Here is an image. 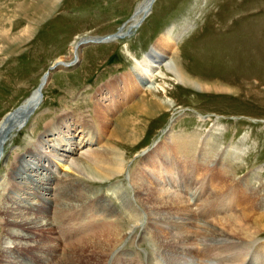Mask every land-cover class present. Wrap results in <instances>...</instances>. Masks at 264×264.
Segmentation results:
<instances>
[{"label": "rangeland", "instance_id": "rangeland-1", "mask_svg": "<svg viewBox=\"0 0 264 264\" xmlns=\"http://www.w3.org/2000/svg\"><path fill=\"white\" fill-rule=\"evenodd\" d=\"M143 1L54 0L55 9L44 15L41 0H0V31L7 32L9 37L24 34L13 45L0 41V122L31 98L43 75L49 73L42 98L25 126L4 138L0 178L12 163L16 165L17 154L25 157L32 152L35 158L44 156V161L57 164L49 196L58 193L54 185L65 177L69 185L83 192L85 201L80 206L60 214L58 203L53 206L57 212L48 214V218L55 220V232L62 244L56 257H63L65 263L69 262V250L64 244L67 235L86 230L90 233L92 228L102 227L110 219L101 210H114L130 224V232L104 263L114 264L129 258L136 264L150 261L163 264L164 251L153 247L154 236L160 231L154 229L157 221L150 218L157 215L145 209L149 203L142 206L137 200L139 185L153 186L184 198L192 213V226L197 230L205 219L241 215L243 210L251 212V196H255L261 208L256 212L264 210V0H154L143 21L126 37L83 44L72 65L50 71L52 65L63 63L61 58L69 56L75 42L105 38L127 25ZM158 40L167 52L165 57L202 90L176 83L165 69L163 76L154 75L150 80L140 73V66L137 69L135 62ZM69 58L64 63L72 62L71 54ZM158 70L160 74L161 68ZM128 76L136 81L137 87L130 96L129 84L125 82ZM146 80L148 89L142 88ZM148 94L170 101L171 106L151 118L140 116L145 124L135 122L136 127L143 126V132L133 145L122 146L110 140L116 121L129 113L128 107ZM198 114L205 118H198ZM99 115L103 118L102 124H99ZM58 119L74 132L68 134L56 129L54 135L47 137V123ZM106 121L111 123L106 125ZM85 126L96 140L99 137L97 143L78 145L79 131ZM73 134L79 136L77 145L63 138ZM42 139H46L45 144ZM58 142L64 145L65 151L57 146L51 148ZM107 144H112L114 152L121 155L125 169L106 180H91L78 170L73 159L85 158L90 152H103ZM173 144L186 147L178 153L183 152L184 158L180 167L191 172L189 183L178 166V171L174 166L171 168L175 158L181 157L174 155ZM3 188L4 195L11 189L7 185ZM237 191L242 194L239 192V197L230 202ZM4 197L0 196V202ZM240 198L248 201L243 205ZM36 212L39 213V208ZM172 223V227L161 221L158 225L169 236H180L185 221L177 219ZM262 224L257 222L254 228L250 224L252 238L248 240L215 237L212 243L222 253L215 251L213 257L204 258L199 264H264ZM1 227L5 228L0 223V248L5 235ZM16 232L42 241L48 238L21 230ZM186 233L192 235L190 231ZM202 239L205 238L195 239L189 247L206 253L208 243L197 246ZM191 253L175 259V263L193 262L196 256ZM23 254L31 255L25 251ZM218 254L221 257L214 258ZM91 260L98 261L95 257ZM103 260L99 259L98 263Z\"/></svg>", "mask_w": 264, "mask_h": 264}, {"label": "bare ground", "instance_id": "bare-ground-1", "mask_svg": "<svg viewBox=\"0 0 264 264\" xmlns=\"http://www.w3.org/2000/svg\"><path fill=\"white\" fill-rule=\"evenodd\" d=\"M41 1L43 3L40 4V6H44V15H46L49 11L51 12L53 9H55L54 0ZM153 1L154 0H144L131 16L129 23L125 26L122 25L121 27H119L116 33L105 38L83 39L75 42L69 51V56L71 54L72 62L64 63L67 60H70L69 56H65L61 58L63 59L62 61L64 64L57 63L55 64V67H67L72 65L77 59L78 51L83 44L99 43L103 41L107 42L110 40L126 37L129 34V31L136 29L143 21V19L148 14ZM164 36H166V34ZM23 38L24 34H20L18 36L13 35L12 37H9L7 35V32L0 31V41L2 43L8 42L13 45L17 42L19 43ZM178 39L175 40L177 41ZM162 41L164 42L166 40L162 39ZM161 44L162 43L160 42V40L156 41L150 51L147 54L143 55L141 59L135 62V67L137 69L140 66V73L147 76L148 80H150L154 75L163 76L164 71L162 70L165 69L170 75H172L173 80L176 83L185 85L195 90H202V88L197 87L192 82V79L179 72L178 67L175 65V63H172V60H170L169 57H165V54H167V52L163 51L164 48L161 46ZM54 68L52 65L50 67V71ZM159 68H161L160 74L159 72L157 73V71H159ZM48 76L49 73H45L39 82L38 88L35 89L30 95L31 98L27 99L19 108L13 110L12 113L7 114L0 122V158L2 157L1 152L3 150L2 147L4 138L10 132L19 131L25 126L28 117L37 107L42 98V88L46 85ZM124 79H126V77ZM148 80L142 83V88H149ZM125 82L129 84V86L127 87L129 88L128 94L130 96L136 91V81L134 79L132 80L131 77L128 76ZM28 96L26 98H28ZM170 104V101H164L160 97L153 94H148L146 97L140 98V100L137 101L134 105L128 107L129 113H125L122 118L116 121L113 129L110 132L109 139L115 141V143L117 144L119 143L118 145H133L141 138L140 136L143 132V126L142 128H138L135 126V122H142L144 125L145 121L142 120L143 117H154L158 113H161V111H164L166 108L171 106ZM140 116H142V119H140ZM98 119L99 124H102L103 118L100 116ZM59 120L60 119H58V121L56 122H53L52 124L47 123V128L45 129L47 137L54 135L56 133V129H63L64 132H67L68 134L74 132V130L72 129H66L65 123L63 121L59 122ZM110 123L111 122H107L106 125ZM77 125H79V127L82 126L80 123H77ZM84 125L87 124L84 123ZM67 127L71 128V125L67 123ZM86 127L87 126H85L82 131H79V134H81L79 141H81L78 145L97 143L96 141L99 140V137L96 140L93 137L92 133H90V131H86ZM77 137L79 136L76 134L68 137L63 136V138L66 139V142L68 141L67 143L71 141V144L76 143V145ZM85 138H87L86 141H84ZM53 139L56 140L57 138L54 137ZM116 139H118L119 141H117ZM50 141L53 143V140ZM42 142L45 144L46 139H42ZM175 145L173 144V148L175 151L174 155L181 157L175 158V163H173L171 168H173L174 166L176 171H178V169L176 168L178 166L181 173H183L182 175L185 176V181L189 183L188 180L191 176V172L185 167V169L180 167V163L184 164L181 161V159L184 158L183 152L181 153L180 151V153H178V150H182L184 146ZM56 146L60 151H65L64 145L60 142H58L57 144H52L51 148H56ZM113 147L114 146H112V144H107L104 146L103 152L87 153L85 158L82 157L73 159V163L79 168L78 170H80V172L82 171V174H84L88 178L90 177L91 180H106L113 175L122 173L125 169L124 162L121 159V155H117L118 151L114 152L115 150ZM185 148H183V150H186ZM105 155H107L106 158L103 157ZM44 160V156H37V158H35L32 152H28L27 154H25V157L23 155L17 154L15 158L16 165L12 163V165L10 166V170L6 173L5 176H3L2 179L0 178V196H5L1 200L2 202H0V223L5 227H1L2 229H4L5 235L2 236V239L4 240L0 248V264H105L104 261L105 259H108L110 252L116 246H119L120 241L126 238H124L125 235H129L130 224H128V222L125 223V219H122V216L120 214H116L114 210H101L100 213L102 215H105L104 217H106V219H110V221L107 220L102 227L92 228L94 230L90 233H87L88 230H86L83 232H72V235L68 234L67 238L64 239V244L69 250V262L65 263L63 257L61 259H58V256L56 257V255H58L60 251L59 249L62 244L60 243L61 241L59 235H57L55 232L56 229L54 228L53 224L55 220H51L50 218H48V214L54 211L57 212L55 208H53L54 204L58 205L59 203V207L57 208V210L59 209L61 211L57 213L61 214L64 213L66 209H72L74 208V206H80L82 203H84L85 200L83 197V192L78 187L69 185L67 183L68 177H65L60 182L58 181L54 185V189H57L58 193L56 195H53V197L49 196L48 191L52 189L53 177L55 175V171H57L58 168L56 162L53 163L51 161L48 162ZM58 167L65 168V170L67 169L65 165L58 164ZM176 171L175 175L177 174ZM143 173L145 176L147 175V173ZM179 176L180 175L178 174V177ZM82 179L84 180V178ZM81 182L87 183L84 181ZM4 185L11 187V189H8L7 194L5 193V195L4 192L6 191H4ZM237 192L239 193L240 191ZM236 193L232 198H230V202L238 198L241 192L239 194L237 193L238 195ZM183 199L178 196L163 192L162 190H158L153 186H137V200L139 201V203L142 206L143 203H149V206H147L145 209L149 212L151 210L152 212H155L154 214L157 215V217L155 218H150V220L152 221H157V226L154 225V229L160 231L158 235L156 234L154 236L155 240L153 243V247L156 246L157 249L164 251L165 254L162 258V261H164L163 264H178L175 263V259L186 256L191 252H193L196 257L194 258L193 262L186 264H195V262L196 264H199L201 263V261H204L205 259L207 260L209 257L211 258L213 252L215 251L222 253L223 250L213 244V240L215 239V237L227 236L233 239L240 238L239 240H248L252 238V234L251 232H249L252 228V226H250L251 223H253V228L255 226L254 224H256L257 222L263 223L262 225L264 228V210L262 208L263 213L256 212L257 210L260 211L261 208H259L255 196L253 198L252 196L250 197L249 206L251 207V212L243 210L241 212V215H233L231 217L228 216V218H225L224 216L223 219L218 218L219 220L205 219V221L203 220L200 222L198 230L193 228L192 226V213L189 209L188 203H186ZM242 200V203L244 205L246 199ZM65 204L67 205L65 206ZM28 206L32 209H29ZM242 207L244 206H241V208ZM37 208H39V213L36 212ZM148 211L146 212L149 213ZM171 219H181L185 221L183 226L184 230L182 229L183 232L182 234H180V236H169V234L165 233L166 231L163 232L161 227L158 225V222L161 221L164 223H169L168 226L172 227L174 226V223H172V221L174 220ZM179 229H181V227H179ZM190 229L194 230L191 231ZM16 230H21L26 233H34L41 237H44L45 235V237L48 238L47 240H44V242L39 238L16 232ZM186 231H188V233L190 231L192 235H188ZM258 232L259 231H257V233ZM79 234H81V236L76 238ZM197 238L206 239L200 240L199 244H197L198 246L201 245V242L208 243L209 245L206 253L204 252L205 250H198V248L196 250H193L189 247V245L192 246V242ZM17 249L24 250L31 255L26 256L25 254H23L24 251H20ZM153 256L154 254L152 252L150 254V257L153 258ZM92 257H95V260L97 259L98 261L91 262ZM216 257L221 256L220 254L214 255V258ZM99 259H104L103 263H98ZM131 261V259L125 258L117 260L114 264H136L134 261ZM147 263L152 264L151 261Z\"/></svg>", "mask_w": 264, "mask_h": 264}, {"label": "water", "instance_id": "water-1", "mask_svg": "<svg viewBox=\"0 0 264 264\" xmlns=\"http://www.w3.org/2000/svg\"><path fill=\"white\" fill-rule=\"evenodd\" d=\"M55 67V64L53 65V68Z\"/></svg>", "mask_w": 264, "mask_h": 264}]
</instances>
